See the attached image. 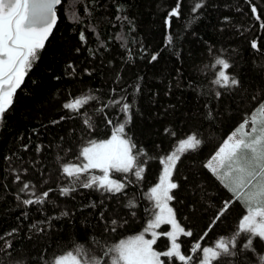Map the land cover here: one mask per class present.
Masks as SVG:
<instances>
[{"label": "trees", "instance_id": "16d2710c", "mask_svg": "<svg viewBox=\"0 0 264 264\" xmlns=\"http://www.w3.org/2000/svg\"><path fill=\"white\" fill-rule=\"evenodd\" d=\"M197 2L182 0L181 15L173 17L170 28L167 13L176 0L62 2L55 30L0 123V264H50L76 245L100 255L142 232L157 211L148 193L162 173L159 158L193 131L203 143L181 156L173 174L180 187L173 190L172 205L181 224L193 232L182 237L183 252L206 231L202 247L236 230L246 208L204 165L264 102V0H252L260 21L247 0H203L204 7L194 14ZM81 33L86 42L80 40ZM253 41L261 45L259 51L252 48ZM156 53L157 60L151 61ZM217 58L229 60L239 87L214 83ZM88 95L96 99L79 112L63 107ZM112 100L133 105L126 132L152 157L143 179L113 173L116 179L131 181L120 193L77 183L76 191L62 196L60 188L70 183L61 171L63 164L82 162L76 156L89 140L109 139L123 122L119 105L109 104ZM86 119L94 130H88ZM165 129L176 130V136ZM17 175L35 185L37 193L51 188L50 198L42 205H24L22 199L29 197L20 193L17 198ZM230 198L231 207L213 225L223 201ZM65 212L68 215H62ZM112 220L118 222L116 231L111 230ZM258 247L264 251V244ZM173 264L181 262L174 259ZM230 264H254L253 254L241 251Z\"/></svg>", "mask_w": 264, "mask_h": 264}, {"label": "snow or ice", "instance_id": "6c2138e0", "mask_svg": "<svg viewBox=\"0 0 264 264\" xmlns=\"http://www.w3.org/2000/svg\"><path fill=\"white\" fill-rule=\"evenodd\" d=\"M62 2L63 0H0V123L4 122L25 76L38 62L40 52L56 26V9ZM247 2L255 19L260 21L261 13L258 7L252 0ZM181 4L182 0H176L175 6L167 13L166 24L169 28L173 17H180ZM202 7L204 2L199 0L192 7V12L198 13ZM260 27L264 28V22H261ZM167 39L170 45L172 36L169 35ZM80 40L86 42L83 33L80 34ZM251 46L257 51L261 47L256 41H253ZM158 55L159 53L153 54L151 61H156ZM215 66L219 70L214 83L225 88L240 86L241 81L230 72L233 66L228 59L217 58ZM136 90L139 91V88ZM216 95L219 97L221 93L217 92ZM95 99L96 97L91 95L75 97L63 107L79 112ZM109 104L119 105V111L124 115L123 122L114 127L109 139L89 140L76 156V160L82 158V162L63 164L61 171L70 179V183L60 188L62 196H69L76 191L77 183L83 188L96 187L110 193H120L131 181H128L127 177L124 181L114 179L113 173H130L137 180L143 179L148 160L152 157L146 150L137 148L126 132V126L132 122L133 105L128 102L121 103V100H112ZM107 106L106 104L105 107ZM209 116L211 117V113ZM84 123L89 131L94 130L90 120L86 119ZM107 123L111 125L113 120L108 119ZM165 132L173 137L177 134L174 129H165ZM202 143L199 133L189 132L179 140L175 150L159 158V163L163 166L162 173L158 183L152 186L148 193V199L153 201L154 208L158 211L154 212V218L142 232L121 239L102 250L100 255L92 253L84 245H76L72 251L55 256L50 264H171L173 258L181 264H225V261L230 264V258L236 257L241 251L252 253L254 264H264V251L258 247V244H264V102L258 105L250 119L240 124L223 141L204 165L232 193L235 200L245 206L246 214L239 219L231 236L220 237L212 246L202 247L201 242L208 235L206 231L185 254L181 251L177 237H191L193 232L181 225L170 206V202L175 199L173 190L180 187L173 179V174L177 171V162L181 156L197 151ZM90 170H99L102 175H93ZM15 181L21 184L17 198H20V193L29 197L22 199V203L27 206L44 204L53 191L49 188L37 193L34 190L35 185L23 181L20 175L15 177ZM233 202L231 198L223 201L222 208L214 217L213 225L225 216ZM111 224V230L116 231L118 222L112 220ZM163 224L170 225L171 230L164 233L155 231ZM147 233L151 234V239L145 238ZM159 235L167 236L171 241L166 251L153 248ZM7 247L10 248L11 244ZM16 264H24V261H17Z\"/></svg>", "mask_w": 264, "mask_h": 264}, {"label": "rangeland", "instance_id": "374dc122", "mask_svg": "<svg viewBox=\"0 0 264 264\" xmlns=\"http://www.w3.org/2000/svg\"><path fill=\"white\" fill-rule=\"evenodd\" d=\"M112 178L116 179L115 177L112 176ZM159 181V180H158ZM158 183V182H157ZM170 206L174 209L173 205H172V201L170 202ZM158 211V210H157ZM175 211V209H174ZM176 213V212H175ZM176 218H177V215H176ZM177 220L179 221V219L177 218ZM180 222V221H179ZM181 223V222H180ZM182 225V224H181ZM183 226V225H182ZM184 227V226H183ZM171 230V226L170 225H167V224H163L161 225L159 228L155 229V231H157L158 233H164V232H167V231H170ZM183 235H179L177 237V242L181 244V251L183 252V248H182V239ZM145 238L146 239H151V234L150 233H147L145 234ZM171 245V241L170 239L167 237V236H164V235H159L157 237V240H156V244L153 245V248L157 251H166L168 249V247H170ZM162 259H166V258H163ZM175 258H173L174 260ZM173 260L171 261V264H173ZM177 260V259H176Z\"/></svg>", "mask_w": 264, "mask_h": 264}, {"label": "water", "instance_id": "95a60500", "mask_svg": "<svg viewBox=\"0 0 264 264\" xmlns=\"http://www.w3.org/2000/svg\"><path fill=\"white\" fill-rule=\"evenodd\" d=\"M63 1H64V0H63ZM61 5H62V4H61ZM61 5L57 6V9H58ZM57 9H56V12H57ZM58 21H59V17H58V14H57V23H56V26H57V24H58ZM56 26L54 27L53 31L55 30ZM53 31H52V33H53ZM52 33L50 34V36L48 37V39L46 40V42H47V41L49 40V38L51 37ZM46 42H45V43H46ZM24 80H25V78H24ZM23 83H24V81H23ZM23 83H22V84H23ZM22 84H21V86H22ZM21 86H20V87H21Z\"/></svg>", "mask_w": 264, "mask_h": 264}, {"label": "bare ground", "instance_id": "6f19581e", "mask_svg": "<svg viewBox=\"0 0 264 264\" xmlns=\"http://www.w3.org/2000/svg\"><path fill=\"white\" fill-rule=\"evenodd\" d=\"M216 233V232H215ZM216 235V234H215ZM263 245V244H262ZM233 259V258H232Z\"/></svg>", "mask_w": 264, "mask_h": 264}]
</instances>
